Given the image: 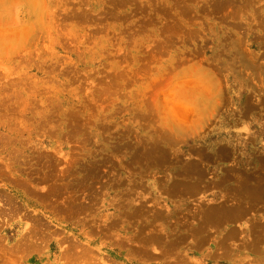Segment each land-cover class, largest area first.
<instances>
[{
  "label": "rangeland",
  "instance_id": "obj_1",
  "mask_svg": "<svg viewBox=\"0 0 264 264\" xmlns=\"http://www.w3.org/2000/svg\"><path fill=\"white\" fill-rule=\"evenodd\" d=\"M0 264H264V0H0Z\"/></svg>",
  "mask_w": 264,
  "mask_h": 264
}]
</instances>
